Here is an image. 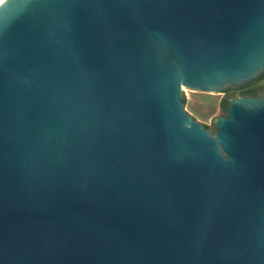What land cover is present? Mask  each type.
Returning <instances> with one entry per match:
<instances>
[{"label":"water","instance_id":"1","mask_svg":"<svg viewBox=\"0 0 264 264\" xmlns=\"http://www.w3.org/2000/svg\"><path fill=\"white\" fill-rule=\"evenodd\" d=\"M263 74L264 0H3L0 264H264V93L183 94Z\"/></svg>","mask_w":264,"mask_h":264},{"label":"rangeland","instance_id":"2","mask_svg":"<svg viewBox=\"0 0 264 264\" xmlns=\"http://www.w3.org/2000/svg\"><path fill=\"white\" fill-rule=\"evenodd\" d=\"M185 110L201 124L213 128L212 120L224 114L220 102L227 98V94H206L184 88Z\"/></svg>","mask_w":264,"mask_h":264},{"label":"flooded vegetation","instance_id":"3","mask_svg":"<svg viewBox=\"0 0 264 264\" xmlns=\"http://www.w3.org/2000/svg\"><path fill=\"white\" fill-rule=\"evenodd\" d=\"M253 85H254V83L252 82L246 86L251 87ZM240 88L226 90L225 91V93L227 94L226 99L231 98V97H236V96H258V95L264 93V76H263V80H262V86H260L256 89H246V90H241Z\"/></svg>","mask_w":264,"mask_h":264},{"label":"trees","instance_id":"4","mask_svg":"<svg viewBox=\"0 0 264 264\" xmlns=\"http://www.w3.org/2000/svg\"><path fill=\"white\" fill-rule=\"evenodd\" d=\"M263 76H264V74L260 77V78H258L257 80H255L253 83H254V85L253 86H251V87H249V86H246V87H241L240 89L241 90H246V89H256V88H258V87H260V86H262V80H263ZM185 101V100H184ZM227 101H226V99H223L221 102H220V107L222 108V110L225 112V109H226V107H227ZM207 128H209L208 126H206ZM211 130L212 131H214V128H211Z\"/></svg>","mask_w":264,"mask_h":264},{"label":"bare ground","instance_id":"5","mask_svg":"<svg viewBox=\"0 0 264 264\" xmlns=\"http://www.w3.org/2000/svg\"><path fill=\"white\" fill-rule=\"evenodd\" d=\"M3 0H0V3L2 2Z\"/></svg>","mask_w":264,"mask_h":264}]
</instances>
